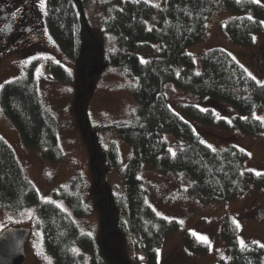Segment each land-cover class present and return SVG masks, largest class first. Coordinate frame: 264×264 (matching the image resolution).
I'll use <instances>...</instances> for the list:
<instances>
[{
  "label": "trees",
  "instance_id": "obj_1",
  "mask_svg": "<svg viewBox=\"0 0 264 264\" xmlns=\"http://www.w3.org/2000/svg\"><path fill=\"white\" fill-rule=\"evenodd\" d=\"M80 0H46L45 23L65 57L81 65L83 81L79 87L77 107L82 117L86 141L96 168L95 199L99 205L101 245L81 233L70 215L53 202L39 203L37 226L43 234L44 248L53 264H141V258L127 257V236L137 246L141 241L143 258L156 264L157 250L178 222L157 214L148 203L147 190L139 172L143 162L161 174L173 173L187 181V193L200 203L226 202L239 198L248 187L264 188V173L244 169L245 151L234 143L213 149L203 143L193 124L235 129L238 133L258 137L264 131V118L254 112L264 107V82L256 83L246 71L221 48L206 51L197 72L192 55L185 48L203 40L207 16L214 10L230 13L222 30L240 46H249L264 29V0H107L104 12L106 31L113 35L112 47L100 46L98 38L81 15ZM84 9H82L83 12ZM84 14V12H83ZM154 45L148 59L135 53ZM121 64L135 76L137 116L130 121L109 125L87 124L84 104L92 91L93 69ZM53 76L69 79L68 72L53 64ZM166 84L194 96L199 103L180 107V114L169 105L164 94ZM206 104V105H205ZM210 104H222L235 115L218 117ZM0 106L16 127L22 142L41 149L43 156L61 158L56 130L45 115L41 102L24 76L4 83L0 89ZM117 134L132 146L122 175L121 192H112L101 183L99 156L106 157L107 168L119 166L118 150L113 142L101 148L99 133ZM173 134L175 150L171 152L165 134ZM78 179H71L55 196L62 198L76 216L88 212ZM39 195L25 178L21 165L9 145L0 138V208L20 210L38 203ZM225 264H264V250L255 243L242 244L237 227L229 215L222 217ZM185 248L204 254L207 244L188 232L182 233Z\"/></svg>",
  "mask_w": 264,
  "mask_h": 264
},
{
  "label": "rangeland",
  "instance_id": "obj_2",
  "mask_svg": "<svg viewBox=\"0 0 264 264\" xmlns=\"http://www.w3.org/2000/svg\"><path fill=\"white\" fill-rule=\"evenodd\" d=\"M36 5L40 25L41 39H33L24 33L17 40L4 48L0 39V89L1 86L16 78L30 77V84L35 90L45 115L56 130L61 158L55 161L43 156L41 149H32L24 145L10 119L0 106V138L13 150L27 181L35 188L39 201L35 205L20 210L0 208V233L8 227L29 228L30 235L24 245L25 264H53L52 257L44 248L43 234L37 226L39 203L53 202L66 211L79 227L101 245V222L99 205L95 199L96 168L93 152L86 141L85 128L77 107L79 87L83 81L81 65L68 60L58 44L50 35L45 23L46 0L41 8V0H33ZM88 27L98 38L100 46L112 47L113 35L106 31L104 12L107 0H80ZM159 4L160 0H146ZM257 2V0H253ZM259 1V0H258ZM25 4L22 3L21 6ZM7 10V4L0 3V8ZM5 10L0 14L5 13ZM230 13L214 10L207 16L205 36L185 48L192 55L195 68L200 69L201 56L212 48H221L253 78L264 82V29L256 35L249 46L233 43L222 30ZM26 21L18 24L25 29ZM154 45L149 44L144 50L135 53L142 61L148 59ZM53 64L62 66L69 74L67 81L52 75ZM92 91L84 104L87 124L109 125L120 121H130L137 116L135 96V76L130 75L124 66L117 64L109 68L96 65L93 69ZM164 94L171 108L180 114V107L187 103H199L197 99L171 84H166ZM202 105V104H201ZM206 105V104H205ZM218 117L232 118L235 113L222 104H210ZM181 115V114H180ZM255 117L264 118V107L254 112ZM201 141L213 149L226 147L229 143L243 149L247 154L244 169L255 173H264V131L258 137L245 136L237 130L208 127L192 123ZM168 149L175 150L173 134L166 133ZM113 142L118 150L119 166L107 168L106 157L99 156L98 171L101 183L112 192H121L124 186L122 170L133 155L132 146L117 134L107 131L99 133L101 148ZM262 161V163H261ZM78 179L84 205L88 212L85 216H76L62 198L55 196L60 187L71 179ZM139 178L147 190L148 203L158 215L174 219L178 229L170 231L164 237L157 250L156 264H225V242L222 237V217L229 215L237 227L240 243L264 245V188L248 187L237 199L226 202L211 201L200 203L187 193V181L173 173L161 174L150 162H143ZM188 232L207 244L204 254L188 251L182 242V233ZM133 237L127 236L124 253L141 258V264H147L143 258L141 241L136 237L137 246L132 244ZM264 250V247H262ZM83 254L84 264H90L89 254L78 248ZM104 264H108L107 262Z\"/></svg>",
  "mask_w": 264,
  "mask_h": 264
},
{
  "label": "flooded vegetation",
  "instance_id": "obj_3",
  "mask_svg": "<svg viewBox=\"0 0 264 264\" xmlns=\"http://www.w3.org/2000/svg\"><path fill=\"white\" fill-rule=\"evenodd\" d=\"M0 3L7 4V10L0 8V12L5 10V13L0 14V39L2 38L4 48L24 33L34 36L31 40L41 39L40 18L33 0H0ZM24 20L28 24L25 29L18 26Z\"/></svg>",
  "mask_w": 264,
  "mask_h": 264
},
{
  "label": "water",
  "instance_id": "obj_4",
  "mask_svg": "<svg viewBox=\"0 0 264 264\" xmlns=\"http://www.w3.org/2000/svg\"><path fill=\"white\" fill-rule=\"evenodd\" d=\"M81 10V15L84 14ZM29 228L8 227L0 233V264H25L24 245L29 238Z\"/></svg>",
  "mask_w": 264,
  "mask_h": 264
},
{
  "label": "snow or ice",
  "instance_id": "obj_5",
  "mask_svg": "<svg viewBox=\"0 0 264 264\" xmlns=\"http://www.w3.org/2000/svg\"><path fill=\"white\" fill-rule=\"evenodd\" d=\"M257 2H258V0H257ZM40 7H41V8H43V7H44V2H43V0H41ZM241 243L243 244V242H241ZM262 247H264V245H262Z\"/></svg>",
  "mask_w": 264,
  "mask_h": 264
}]
</instances>
